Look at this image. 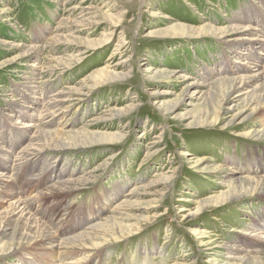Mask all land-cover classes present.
<instances>
[{
  "label": "rangeland",
  "instance_id": "374dc122",
  "mask_svg": "<svg viewBox=\"0 0 264 264\" xmlns=\"http://www.w3.org/2000/svg\"><path fill=\"white\" fill-rule=\"evenodd\" d=\"M246 13L252 18L244 21ZM263 40L264 0H0V174L15 184L0 199L23 189L22 196H48L58 182L93 171L82 189L39 197L31 209L39 221L57 223L59 240L112 216L101 225L107 242L87 264H238L229 259L230 247L245 251L239 257L259 258L244 234L254 220L263 233L264 198L225 181L234 169L227 158L264 153L263 119L249 116L259 97L255 86L264 81L238 95L234 71L237 62L264 65ZM71 55L78 61L67 62L69 71H55ZM83 87L63 126L39 128L79 134L71 140L33 134L66 149L11 172L17 149L29 143L15 129L28 118L25 106L41 110L53 93ZM53 167L67 173L49 181ZM7 208L0 205L5 248L13 230L15 240L23 230ZM110 224L130 226L131 233L114 234ZM154 246L161 257L138 253ZM40 250L0 256V264H52Z\"/></svg>",
  "mask_w": 264,
  "mask_h": 264
},
{
  "label": "bare ground",
  "instance_id": "6f19581e",
  "mask_svg": "<svg viewBox=\"0 0 264 264\" xmlns=\"http://www.w3.org/2000/svg\"><path fill=\"white\" fill-rule=\"evenodd\" d=\"M254 17V16H253ZM252 18L248 13H246L245 17L243 18L244 21L249 20ZM253 19H256L254 17ZM244 31V30H242ZM105 36H108L109 34H104ZM264 41V40H263ZM240 51L235 50L233 54H239ZM114 55V54H112ZM261 59L264 60V54H260ZM259 59V58H257ZM71 61H78L77 56L71 55L68 60H58L59 64H61V68L55 70L58 73H66L69 71V65H71ZM67 62L71 63L68 66H65ZM244 64H241L240 62H237L236 69H234L236 76H239L240 83L239 86L235 88L238 95H242V92L246 90L247 87L253 86L256 82H259L260 80L264 81V65L255 64L252 67L250 66H242ZM240 74V75H239ZM126 74H118L116 78H124ZM235 76V75H234ZM243 77V78H242ZM154 78V77H153ZM222 82L223 80H215L214 82ZM48 80L44 82V84H40L41 90H43V87L46 86ZM214 82L210 83L214 84ZM46 83V84H45ZM190 85V84H189ZM206 84H199V83H193L189 87H196L198 88H205L209 87ZM87 89L85 87L77 90L76 92H73L72 89L55 92L50 95L47 101H45L41 105V110H38L36 106L31 108V106L28 104L25 106V109L28 113V118L25 121V123H22V127H16L15 129L20 132V130L25 133V137L28 139L29 143L21 148H18L16 155L14 158L10 161V171L13 172L15 169H19L22 166V163L25 161H46L48 156H55L54 154L57 153L60 150L66 149L61 146H47L43 145L42 141L37 139V137L33 134L38 133V135H51L53 136H59L61 135L63 138H67V140H71L75 138L79 134V132H70V131H63V129L58 128V130H52V131H41L39 129L41 126L45 125H54L57 123L58 126H63L64 121H62L64 113L72 106L78 103V99L74 98L73 96H77L79 94L82 95V90ZM255 91L259 92V97L257 98V101L255 102V107L251 109L249 116H252L255 118L254 115L258 118L263 119L261 123L264 122V83L261 84V86H255ZM53 91H51L52 93ZM33 92H29V97L33 98ZM37 112L39 115H37ZM116 112V111H115ZM114 113V112H113ZM119 112H117L118 114ZM115 114V113H114ZM238 115L236 118L239 119ZM264 124V123H263ZM15 131V130H14ZM37 135V134H36ZM23 136V135H22ZM98 136V135H97ZM264 136V135H263ZM49 137V136H48ZM47 137V138H48ZM95 137V136H94ZM75 140V139H74ZM73 140V141H74ZM79 140V139H78ZM67 143V142H66ZM69 143V142H68ZM22 142H20V145ZM16 145H12V147ZM62 148L59 150V148ZM59 154V153H58ZM60 155V154H59ZM229 163V166L233 165L234 169L231 167L230 173L226 172V178L225 181L226 184L229 186V188L234 189H241L244 192L249 191L250 189H253L252 192L248 194L247 196H257V198H260L263 196L264 198V153L261 155L259 151L255 152H248V155L245 154L241 159H237L234 157H229L226 159ZM63 171V170H61ZM67 173L66 171L63 172ZM62 173L58 172L55 167H53L50 171V174L48 175L49 181L52 178L60 179L63 176ZM235 174V175H234ZM65 175V174H64ZM72 173H70V176ZM94 177V172H88L84 176L80 178H68L66 180H62L57 183L55 187L50 188L48 191L50 193L43 194L40 193L38 196H32L31 193L28 195L22 196L25 194V189H23L19 194H21L19 197H15L12 200H1L0 199V205L3 203L7 204V211L8 215L17 217L19 223L22 225L23 230L21 232L19 231V238L16 240V233L17 231L12 232V238H10V246L0 247V256L5 255H14L15 253L24 250L26 248H30L33 251H37L39 249L41 252L39 253L41 257H44L47 260H50L52 264H87L93 256L96 255V253L99 251V247L102 246V242H107V238L101 232V225H103L104 221H107L112 218V216L107 217L102 222H100L97 225H90L85 230L75 234L72 237L65 238L59 240L63 235L59 234L56 235L55 227H57V223L53 222L52 220L48 221H39V219L36 217V212H33L32 208L35 207L37 209L40 205L39 200L40 198H48V197H56L60 194H67V193H73L74 191H77L79 189H82L87 183H90L91 180ZM2 179V180H1ZM2 181V182H1ZM0 184L3 187L2 191L0 190V198L4 197V195H9L11 193V190L14 189L15 184L12 183L11 175H5L0 174ZM31 185V184H30ZM1 188V187H0ZM120 190V191H119ZM259 190V193L257 194L256 191ZM123 189L119 188L116 190V194L119 195L120 192H122ZM256 192V193H255ZM132 190L128 194H133ZM78 194V193H77ZM72 195V194H71ZM74 195V194H73ZM45 196V197H44ZM62 196V195H61ZM246 196V197H247ZM40 197V198H39ZM70 197V196H69ZM74 197V196H73ZM239 197V196H238ZM49 199V198H48ZM69 199V198H67ZM50 200V199H49ZM46 201V199H45ZM53 203V202H52ZM121 204H118L115 206L113 212L115 210L124 207L122 204L126 203V201L120 202ZM57 204V202H56ZM55 204V205H56ZM202 205V204H201ZM104 207H102L103 209ZM32 209V210H31ZM103 211V210H102ZM100 209L95 210L94 214H100L102 212ZM197 211H201V207H198ZM90 220V217L87 219H82L81 222L86 223ZM261 220H264V214H262ZM264 224V222H263ZM262 228L263 233H259L258 231V224L254 220L252 223V227H249L245 236H247L248 240H244V245H249L248 243L255 244V246L252 247L254 251L253 253H261V256L264 258V226L260 225ZM109 228L115 229L116 231L114 234L118 233L119 235L126 233L128 234L130 229L132 227L130 226H122L121 224H110ZM6 231V229H5ZM12 231V230H11ZM131 233V232H130ZM112 234L111 236H113ZM196 234H200L201 237L206 238V234L204 232H198L196 231ZM14 236V237H13ZM121 237H124L121 236ZM212 243V242H210ZM243 243V242H242ZM251 247V246H250ZM238 248H228L230 252L232 253V257L230 256L229 259L237 262L238 264H264V259L261 258V256L257 259H246L243 256L239 257V253H245V251L237 250ZM240 249V248H239ZM245 249V246H244ZM98 250V251H97ZM162 250L157 249V247H153L152 250L146 251L144 248H141L138 253H142V255H153L158 254V256H162ZM241 256V255H240ZM147 259V258H144ZM56 260V261H55Z\"/></svg>",
  "mask_w": 264,
  "mask_h": 264
}]
</instances>
